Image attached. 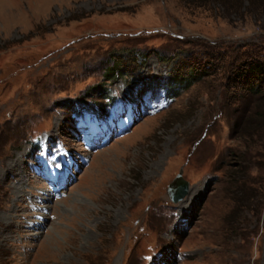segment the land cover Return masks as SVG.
<instances>
[{
    "label": "rangeland",
    "instance_id": "obj_1",
    "mask_svg": "<svg viewBox=\"0 0 264 264\" xmlns=\"http://www.w3.org/2000/svg\"><path fill=\"white\" fill-rule=\"evenodd\" d=\"M254 43L264 0H0V264H264V202L228 222L221 170L262 133L229 139L227 63L187 72Z\"/></svg>",
    "mask_w": 264,
    "mask_h": 264
},
{
    "label": "trees",
    "instance_id": "obj_2",
    "mask_svg": "<svg viewBox=\"0 0 264 264\" xmlns=\"http://www.w3.org/2000/svg\"><path fill=\"white\" fill-rule=\"evenodd\" d=\"M252 45L254 47H250L248 44L241 45L240 48L250 49L238 52L228 59L224 52L218 51L210 56L214 62L206 61L203 68L191 63L190 68L187 69V72L193 74L195 80L208 74L210 70H213L211 68H219L218 61L227 63V66L224 67L229 68L225 74L226 82L224 81V83L233 92L228 97H224V104L229 108L227 116L231 120L229 139L233 140L237 133V138L242 137L241 141L245 143L246 136L253 139V136L259 133H262L261 137L264 139V92L261 90L264 79V54L259 49V45L255 43ZM145 60L146 56L140 66L144 64ZM183 72H185L183 68L177 66L176 72L169 76L167 82L171 85L170 88L173 92L177 91L173 88L175 86L179 85L178 88H184L191 84L192 81L189 85L182 81ZM245 90L248 92V96L243 95ZM235 94H239V96L235 97ZM241 95L245 96L243 104L240 102L243 98ZM231 152L234 155L232 162L227 163L221 170L222 181L227 184V192L231 194L233 201V210L227 220L233 223L236 216L245 210H251L254 214L261 211L264 202V153H259L263 156L256 161L255 158H258L256 154L243 152L238 145H233ZM255 172L258 173L257 176ZM248 182L253 186L247 187Z\"/></svg>",
    "mask_w": 264,
    "mask_h": 264
},
{
    "label": "water",
    "instance_id": "obj_3",
    "mask_svg": "<svg viewBox=\"0 0 264 264\" xmlns=\"http://www.w3.org/2000/svg\"><path fill=\"white\" fill-rule=\"evenodd\" d=\"M188 182L182 178L179 171L173 181L167 187V193L172 201H177L187 192Z\"/></svg>",
    "mask_w": 264,
    "mask_h": 264
}]
</instances>
